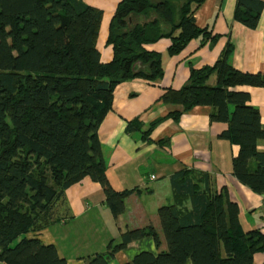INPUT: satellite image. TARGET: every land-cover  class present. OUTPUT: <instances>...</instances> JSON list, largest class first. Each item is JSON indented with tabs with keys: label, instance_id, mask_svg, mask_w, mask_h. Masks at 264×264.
<instances>
[{
	"label": "trees",
	"instance_id": "1",
	"mask_svg": "<svg viewBox=\"0 0 264 264\" xmlns=\"http://www.w3.org/2000/svg\"><path fill=\"white\" fill-rule=\"evenodd\" d=\"M203 1L121 0L106 40L113 57L103 62L102 9L86 0H0V264H68L54 244L30 234L69 215L70 186L86 177L105 180L99 128L113 109L115 87L137 77L158 82L165 73L163 53L145 45L169 38L167 54L173 56L191 40L201 46L219 40L212 25L196 22ZM263 9V0H236L234 20L255 29ZM233 50L228 41L215 63L191 67L180 88L166 87L159 101L174 106L166 116L152 120L145 131L141 119L128 120L125 131L152 143L153 129L166 118L179 121L197 105L210 106L211 122L228 124L220 136L239 146L233 174L262 194L264 151L258 141L264 127L258 108L242 109L251 99L242 87H264V75L236 68ZM137 62L140 68L134 70ZM170 141L166 136L157 144L169 148ZM170 183L173 200L158 209L166 248L141 251L126 264H243L238 251L248 256L264 251V234L243 230L238 204L227 187L217 189L209 172L184 167ZM141 190L111 191L106 204L117 216L126 198ZM222 209L225 229L218 222ZM146 236L160 248L152 224L125 227L118 241L111 239L104 252L85 257L84 264H118L116 254Z\"/></svg>",
	"mask_w": 264,
	"mask_h": 264
},
{
	"label": "crops",
	"instance_id": "2",
	"mask_svg": "<svg viewBox=\"0 0 264 264\" xmlns=\"http://www.w3.org/2000/svg\"><path fill=\"white\" fill-rule=\"evenodd\" d=\"M102 9L103 17L98 38L101 60L113 57L112 45L106 43L109 25L121 0H86ZM264 1V0H263ZM236 0H204L195 17L199 26L212 25L219 40L201 46L191 40L178 54H167L171 40L162 38L146 45L147 49L163 53L165 73L158 82L144 78L122 81L114 89L113 109L103 119L99 137L107 161L103 182L90 177L66 190L69 215L61 221L30 235H38L45 243L54 244L68 264H84V258L104 252L111 239L118 241L120 230L142 228L152 224L162 240L158 249L152 236L132 241L116 254L118 264H126L141 251L158 253L166 248L158 216V209L173 200L170 176L184 167L207 171L217 189L227 187L230 198L239 206V219L244 231L260 229L264 234V193H256L242 184L233 174V157L239 146L220 135L228 124L211 122V107L195 106L184 113L179 121L166 118L152 131L154 142L147 143L141 135L125 131L128 120L139 118L145 131L157 117L166 116L174 106L165 105L159 98L166 87H182L189 79L191 67L213 64L226 43L233 44V65L248 72L264 75V9L255 29L234 20ZM251 94L242 109L258 108L264 127V87H242ZM238 108L231 106V110ZM170 137V147L160 148L157 140ZM264 151V139L258 141ZM159 154V155H158ZM169 156L170 160H161ZM152 175L155 178H152ZM139 187L142 190L128 196L125 210L115 216L106 204L108 193ZM64 212V207L62 209ZM219 225L225 229L226 219L222 209ZM243 264H264V251L248 256L237 252ZM186 264H192L188 261Z\"/></svg>",
	"mask_w": 264,
	"mask_h": 264
},
{
	"label": "water",
	"instance_id": "3",
	"mask_svg": "<svg viewBox=\"0 0 264 264\" xmlns=\"http://www.w3.org/2000/svg\"><path fill=\"white\" fill-rule=\"evenodd\" d=\"M133 68L134 70H137L138 68H140V63L139 62L135 63Z\"/></svg>",
	"mask_w": 264,
	"mask_h": 264
},
{
	"label": "rangeland",
	"instance_id": "4",
	"mask_svg": "<svg viewBox=\"0 0 264 264\" xmlns=\"http://www.w3.org/2000/svg\"><path fill=\"white\" fill-rule=\"evenodd\" d=\"M152 16H154V14H153V12H152V14H151V17ZM145 17V16H144ZM139 18H143V16H141V17H139ZM147 45V44H146ZM146 45H145V47H146ZM149 45V44H148ZM149 50H152V49H149ZM156 51V50H155ZM197 106H199V105H197ZM228 140V139H227ZM31 236H35V235H31ZM38 236V235H37Z\"/></svg>",
	"mask_w": 264,
	"mask_h": 264
},
{
	"label": "built area",
	"instance_id": "5",
	"mask_svg": "<svg viewBox=\"0 0 264 264\" xmlns=\"http://www.w3.org/2000/svg\"><path fill=\"white\" fill-rule=\"evenodd\" d=\"M152 178H155V176H154V175H152Z\"/></svg>",
	"mask_w": 264,
	"mask_h": 264
}]
</instances>
